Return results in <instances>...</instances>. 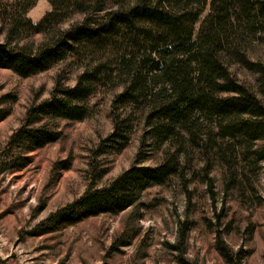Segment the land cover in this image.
Listing matches in <instances>:
<instances>
[{
  "label": "trees",
  "instance_id": "obj_1",
  "mask_svg": "<svg viewBox=\"0 0 264 264\" xmlns=\"http://www.w3.org/2000/svg\"><path fill=\"white\" fill-rule=\"evenodd\" d=\"M36 1L0 0V68L30 77L67 62L68 71L57 74L48 98L28 108L0 151V174L23 169L33 151L60 139V120L86 119L91 98L103 89L114 93L113 129L97 155L124 149L135 121L142 125L141 148L166 147L158 165L136 160L108 185L90 187L52 213L40 233L117 214L146 188L186 177L188 146L216 155L231 174L239 146L247 151L241 161L264 160V62L250 56L252 43L264 42V0H49L52 10L35 23L26 14ZM37 34L41 41L31 40ZM235 65L256 74V89L238 78ZM73 70L79 72L69 85ZM9 113L2 110L0 121ZM202 169L212 185L210 165ZM218 240L228 261L240 264V252L235 257Z\"/></svg>",
  "mask_w": 264,
  "mask_h": 264
},
{
  "label": "rangeland",
  "instance_id": "obj_2",
  "mask_svg": "<svg viewBox=\"0 0 264 264\" xmlns=\"http://www.w3.org/2000/svg\"><path fill=\"white\" fill-rule=\"evenodd\" d=\"M51 10L49 0H37L26 17L37 23ZM209 11L208 6L196 33ZM41 39V34L31 38ZM250 51L253 60L264 62V42L252 43ZM232 69L257 88L256 74L237 65ZM60 71H68L67 62L30 77L0 68V110L10 109L0 121V151L28 108L50 96ZM78 72H69L66 83L73 85ZM109 91L91 98L86 119L60 120L61 138L33 151L31 163L0 174V264H231L219 236L235 257L240 252V264H264V160L241 161L247 152L242 146L232 174L216 155L188 146L186 177L175 174L163 185L146 188L134 205L117 214L89 216L40 233L42 221L90 187L108 185L136 160L146 166L162 161L165 146L141 148L137 121L124 149L95 153L113 129L114 93ZM6 94L12 97L3 103ZM67 163L70 167L63 168ZM207 164L212 185L202 169ZM101 169L107 172L95 179Z\"/></svg>",
  "mask_w": 264,
  "mask_h": 264
}]
</instances>
